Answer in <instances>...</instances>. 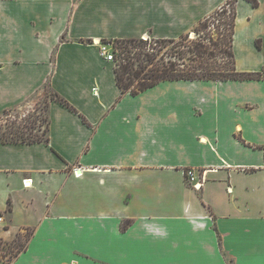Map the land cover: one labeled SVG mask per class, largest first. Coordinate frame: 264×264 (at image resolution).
Masks as SVG:
<instances>
[{"label":"crops","instance_id":"0c3cea01","mask_svg":"<svg viewBox=\"0 0 264 264\" xmlns=\"http://www.w3.org/2000/svg\"><path fill=\"white\" fill-rule=\"evenodd\" d=\"M226 1L0 0V113L47 86L75 108L50 98L45 140L0 142V238L33 230L11 264H264V78L121 96L100 54L178 39ZM258 1L236 3L240 72H264Z\"/></svg>","mask_w":264,"mask_h":264},{"label":"trees","instance_id":"16d2710c","mask_svg":"<svg viewBox=\"0 0 264 264\" xmlns=\"http://www.w3.org/2000/svg\"><path fill=\"white\" fill-rule=\"evenodd\" d=\"M254 7L259 5L258 0H247ZM236 3L237 0H227L214 12L202 19L193 30L198 36L189 38V33L178 39H156L159 42L172 43L178 47L174 55L178 60L159 61L155 56L145 55L143 59L128 61L120 68H115L117 85L121 90V96L130 93L137 95L162 81L175 80H260L264 78V72H240L236 68L234 53V36L236 27ZM217 16L219 18H217ZM218 22L217 29L227 32H219L218 40L211 36L203 37L201 34L209 28L213 21ZM223 28V29H222ZM140 39H123L116 41H136ZM111 43V41H105ZM228 58L225 60L224 58ZM187 60H186V59ZM56 95V99L65 106L75 110L65 99ZM42 139L31 140H1L0 142H39ZM48 141V139H47ZM9 210L11 208L9 207ZM33 234L22 238L20 233L12 241L0 238V253L7 258L6 264H11L28 247Z\"/></svg>","mask_w":264,"mask_h":264},{"label":"rangeland","instance_id":"374dc122","mask_svg":"<svg viewBox=\"0 0 264 264\" xmlns=\"http://www.w3.org/2000/svg\"><path fill=\"white\" fill-rule=\"evenodd\" d=\"M217 18H219L217 16ZM215 25L210 24L209 28L202 32L203 37L211 36L214 40H218L219 32L225 30H218V22L213 21ZM223 29V28H222ZM227 32V31H225ZM198 34L192 30L189 33V38H195ZM111 44L110 50L114 52L116 59V67L120 68L128 61L134 63L137 59H143L145 55L149 54L155 56L159 61L178 60L174 55L178 49L172 43L159 42L154 38L147 41L144 39L136 41H112L104 42V44ZM186 59V58H185ZM228 60V58H224ZM187 60V59H186ZM137 64V62H136ZM56 95L48 86L38 93L37 96L30 102L24 104L19 109H11L0 113V139L1 140H45L47 136L48 119L46 108L50 98H55ZM30 229L20 232L22 238L29 235ZM0 253V264H6L7 258Z\"/></svg>","mask_w":264,"mask_h":264},{"label":"built area","instance_id":"2783aa9c","mask_svg":"<svg viewBox=\"0 0 264 264\" xmlns=\"http://www.w3.org/2000/svg\"><path fill=\"white\" fill-rule=\"evenodd\" d=\"M142 39H144V40L147 41L148 39H150V37L144 36V37H142ZM110 46H111V44H107V43L104 44V43H102L101 44V47H100V54L107 61L115 62L116 63V59H115L114 52L112 50H110ZM80 170L81 169H76L74 171V174H75L76 177H80L81 176V172H79ZM186 176H187V179L193 184V187L196 190H200L201 189V187L203 185V182L201 180L197 179L196 174H195L194 171H192V170L187 171ZM32 183L33 182L31 180H28V181L27 180H24L23 181V186L26 187V188L27 187H31L32 186ZM2 220H3V218L1 217L0 218V221H2Z\"/></svg>","mask_w":264,"mask_h":264},{"label":"bare ground","instance_id":"6f19581e","mask_svg":"<svg viewBox=\"0 0 264 264\" xmlns=\"http://www.w3.org/2000/svg\"><path fill=\"white\" fill-rule=\"evenodd\" d=\"M30 184V183H29Z\"/></svg>","mask_w":264,"mask_h":264},{"label":"water","instance_id":"95a60500","mask_svg":"<svg viewBox=\"0 0 264 264\" xmlns=\"http://www.w3.org/2000/svg\"><path fill=\"white\" fill-rule=\"evenodd\" d=\"M80 172V171H79Z\"/></svg>","mask_w":264,"mask_h":264}]
</instances>
